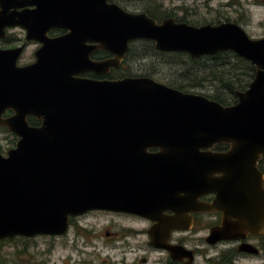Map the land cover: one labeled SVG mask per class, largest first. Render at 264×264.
<instances>
[{
  "label": "water",
  "instance_id": "95a60500",
  "mask_svg": "<svg viewBox=\"0 0 264 264\" xmlns=\"http://www.w3.org/2000/svg\"><path fill=\"white\" fill-rule=\"evenodd\" d=\"M21 1L0 0V23L25 25L29 37L37 34L44 46L39 61L29 67L17 66L19 49L0 58L5 73L0 107H21L16 117L0 118V131L6 126L19 136L6 155L0 151V239L61 234L70 215L92 209L164 223L169 219L163 210L181 201L193 209L223 212L212 241L264 234V172L258 165L264 156V37H251L236 23L158 24L108 0H55L52 5L50 0H23L37 7L10 11ZM49 25L69 33L48 41ZM136 39H150L158 50L187 52L193 59L232 51L254 64L255 76L245 90L236 91L237 101L230 105L151 76L70 77L119 67ZM57 43L63 50L56 49ZM97 49L114 56L90 60ZM37 71H42L41 82L30 78ZM33 111L43 117L40 126L27 120ZM217 144L229 149L213 151ZM181 190L194 192L193 197L171 195ZM204 192L216 193L212 204L199 205ZM241 249L258 252L251 244Z\"/></svg>",
  "mask_w": 264,
  "mask_h": 264
},
{
  "label": "flooded vegetation",
  "instance_id": "af4514ba",
  "mask_svg": "<svg viewBox=\"0 0 264 264\" xmlns=\"http://www.w3.org/2000/svg\"><path fill=\"white\" fill-rule=\"evenodd\" d=\"M54 2L55 0H50V5ZM108 2L118 5L128 13L147 15L158 24L167 21L176 25L198 28L207 25L219 26L224 23H236L246 31L251 24L250 12L246 10L243 0H108ZM24 3L25 1L21 5L12 7L10 11L21 13L37 7ZM46 30L44 37L48 41L61 39L69 33V29L60 25H49ZM248 34L251 36L249 31ZM29 36L32 35H29L28 28L23 24L7 25L5 21L0 23V58L5 57L7 50L19 49L16 59L17 66L24 68L35 65L39 61L38 53L44 46V42L37 39V34L33 37ZM260 37H264V34ZM136 41H142L148 45L153 44L155 50L160 53L189 55L187 52L158 50L155 42L150 39L132 40L128 53ZM88 44L94 43L88 42ZM52 46L54 45L52 44ZM55 47L59 51L63 50V45L60 43H57ZM127 55L119 67H112L105 74L89 69L72 73L70 77L93 80L121 78L117 76L116 70L122 67ZM113 56L103 49L94 50L89 54L90 60L97 62ZM9 59L12 62L14 55L10 54ZM41 72H33L30 78L41 82ZM4 77L5 73L0 67V85L1 79ZM17 109L20 110L21 107H9L7 109L0 107V118L16 117ZM27 120L33 126H40L43 117L37 116L33 111L27 116ZM4 130L16 135L17 143L19 136L6 126H2L0 133ZM15 146L5 151L0 149V151L6 155L8 150ZM228 149V144H217L212 148L213 151L219 152ZM258 165L264 172L262 169L264 156ZM190 189L197 191L193 186H190ZM193 194L194 192L181 190L179 193L171 195L187 200L192 198ZM215 198V192H204L198 197L199 205H210ZM194 206L188 201H181L169 209L163 210L164 217L169 219L164 223L131 212L92 209L83 214L70 215L66 231L61 234L18 236L35 241L40 238L47 239L48 251L46 253L50 254V258L51 256L54 257L55 250L59 247L56 244L63 242L64 248H69V252L62 258V264H95L102 253L99 251L103 248L110 249L109 258L104 260L106 264H235L241 256L259 257L264 255V234L249 233L242 239L212 241L210 239L212 230L223 224V212L193 209ZM186 208L189 209L186 210ZM153 238L158 240V245L153 243ZM8 239L10 238L0 239V244L5 243L4 241ZM32 244H35L36 247L38 245L36 242ZM245 244L255 246L258 252L242 250L241 248H244ZM251 250H254V247ZM97 253H99L98 258ZM54 264L58 263L54 262Z\"/></svg>",
  "mask_w": 264,
  "mask_h": 264
},
{
  "label": "rangeland",
  "instance_id": "374dc122",
  "mask_svg": "<svg viewBox=\"0 0 264 264\" xmlns=\"http://www.w3.org/2000/svg\"><path fill=\"white\" fill-rule=\"evenodd\" d=\"M245 8L250 12V25L248 31L252 37H260L264 34V0H243ZM259 3V6H258ZM260 22V23H259ZM247 31V32H248ZM148 44L142 41H136L132 44L134 52L129 59H126L122 67L116 70L118 77L123 74L151 75L156 80L171 85L174 83L198 84L190 87V92L210 95L219 88L220 83L211 76L207 79L205 76H198L197 70L190 63L188 56L181 54H170L168 52L160 53L156 50L147 51ZM203 79V80H202ZM202 81V82H201ZM201 82V83H200ZM215 83V84H214ZM16 135L8 130L0 133V149L7 150L15 146ZM0 244V264H62L69 248H64V243L56 244L59 246L55 250L54 257L46 253L48 251V241L40 238L38 241L29 240L21 237H13ZM38 245L37 247L35 244ZM95 264H106L105 259L109 258L110 249L103 248ZM97 253V258L98 254ZM264 253V252H263ZM264 264V255L259 257H243L238 259L235 264Z\"/></svg>",
  "mask_w": 264,
  "mask_h": 264
},
{
  "label": "trees",
  "instance_id": "16d2710c",
  "mask_svg": "<svg viewBox=\"0 0 264 264\" xmlns=\"http://www.w3.org/2000/svg\"><path fill=\"white\" fill-rule=\"evenodd\" d=\"M146 50H155V46L149 44ZM133 52L134 50L132 47L127 55V59L131 57ZM182 54L188 56L190 63L193 64V67L197 70L198 76L206 75V78L203 79H207L211 76L215 81L218 80L220 83L219 88H217L213 94L205 95L225 105L235 103L237 101L236 91L245 90L255 76L256 68L254 64L232 51L221 52L217 55L202 56L197 59H193L187 54ZM122 76L134 75L123 74ZM171 82V86L184 91H189L190 87L198 85L195 83L185 84ZM262 169H264V167Z\"/></svg>",
  "mask_w": 264,
  "mask_h": 264
}]
</instances>
